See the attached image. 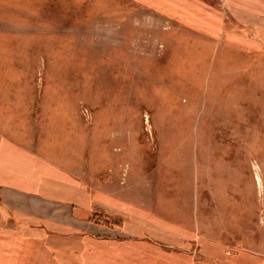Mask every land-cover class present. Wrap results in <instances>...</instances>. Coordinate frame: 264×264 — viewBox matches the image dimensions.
I'll use <instances>...</instances> for the list:
<instances>
[{"label": "rangeland", "instance_id": "374dc122", "mask_svg": "<svg viewBox=\"0 0 264 264\" xmlns=\"http://www.w3.org/2000/svg\"><path fill=\"white\" fill-rule=\"evenodd\" d=\"M6 63L29 107L10 170L47 171L54 139L108 192L112 264H264V0H0Z\"/></svg>", "mask_w": 264, "mask_h": 264}, {"label": "crops", "instance_id": "0c3cea01", "mask_svg": "<svg viewBox=\"0 0 264 264\" xmlns=\"http://www.w3.org/2000/svg\"><path fill=\"white\" fill-rule=\"evenodd\" d=\"M4 66L0 77V264H112V252L103 250V246L112 244V237L106 227L102 229L92 220L95 204L106 207L100 204L99 194L108 192L96 185L86 186L73 167L66 169L64 162L58 164L54 139L47 141V171L10 170L11 157L18 146L27 148L21 132L26 127L14 124L12 117L29 107L25 105L17 111L16 106L27 97L26 90H20L27 82L26 76L23 80L22 76L4 75L8 63ZM73 96L70 95L72 99ZM59 106L56 102L40 108L50 115L48 130L55 133L67 119L66 109ZM68 111L73 113V107Z\"/></svg>", "mask_w": 264, "mask_h": 264}]
</instances>
